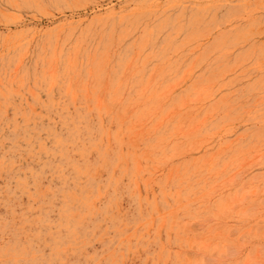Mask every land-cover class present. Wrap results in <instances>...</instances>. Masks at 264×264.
<instances>
[{
	"label": "rangeland",
	"instance_id": "374dc122",
	"mask_svg": "<svg viewBox=\"0 0 264 264\" xmlns=\"http://www.w3.org/2000/svg\"><path fill=\"white\" fill-rule=\"evenodd\" d=\"M0 264H264V0H0Z\"/></svg>",
	"mask_w": 264,
	"mask_h": 264
}]
</instances>
